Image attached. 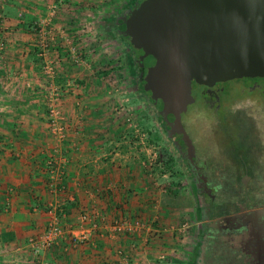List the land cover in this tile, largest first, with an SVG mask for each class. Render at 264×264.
<instances>
[{"label": "crops", "instance_id": "obj_1", "mask_svg": "<svg viewBox=\"0 0 264 264\" xmlns=\"http://www.w3.org/2000/svg\"><path fill=\"white\" fill-rule=\"evenodd\" d=\"M114 5L0 0V264H32L28 239L65 206L61 224L68 231H76L84 211L92 215L86 228L96 227L87 244L66 242L42 252V262L122 264L123 252L127 264H163L157 256L166 249L163 242L170 243L175 221L169 216L177 219V213L168 205L165 185L140 161L144 156L120 151L131 135L122 132L107 104V87L90 65L89 30L104 24V13ZM41 29L53 33L43 35ZM44 42L48 48L42 53ZM46 63L55 68L52 84L61 91L57 110L66 129L61 141L48 124ZM121 217H139L146 227L139 236L118 232L112 224ZM157 228L161 241L149 240Z\"/></svg>", "mask_w": 264, "mask_h": 264}, {"label": "rangeland", "instance_id": "obj_2", "mask_svg": "<svg viewBox=\"0 0 264 264\" xmlns=\"http://www.w3.org/2000/svg\"><path fill=\"white\" fill-rule=\"evenodd\" d=\"M140 1L112 0L117 5L104 13V24L91 25L89 50L93 62L90 65L94 71H98L100 79L107 87V97H109L107 104L110 103L114 117L123 125L122 132L128 136L131 135L120 144V151L129 153L131 150L139 159L144 156L140 161L143 160V165L148 169L151 178L165 185L168 205L175 209L173 212L177 213V219L173 214L169 216L170 220L173 219L177 224L173 223L170 243L163 242L166 249H162L164 253L157 257L163 264H192L200 224L195 189L185 163L163 130L157 111L151 107L143 95L137 82L130 50L119 38L114 27L117 17L131 10ZM1 39L0 35V41ZM1 48L2 44L0 53ZM74 54L78 55L76 49ZM228 87L232 93L225 98V103L228 106L232 104L233 112H225L224 117L227 120L217 123L215 119L217 113L205 108L203 104L202 107L192 104L182 115L185 132L194 145L196 153L208 160L212 158L216 166L223 165L222 159H226L228 150L231 149L229 147L233 145L232 149L243 150L239 159L251 165L249 168H255L258 165L264 167V156L259 159L251 154V151L257 152L261 149L264 155V105L261 100L256 99L257 95H248V93L245 95V92L240 90L241 86L238 82H230ZM193 93L198 96L197 91L194 90ZM240 112L243 113L240 114ZM169 160L171 161L167 169L164 164ZM157 161L160 162L157 163ZM220 175H223L218 178L220 182L224 180L223 177L229 176L228 173ZM252 175L254 178L249 189L264 192V173ZM257 176L260 180L255 182ZM229 179H231L230 176ZM225 191L226 196L230 197L232 194L241 192L242 186L227 182ZM218 196L221 197V194ZM157 229L160 235L155 239L161 241L163 231ZM148 239L153 238L151 239L150 236ZM170 249L174 250L170 251Z\"/></svg>", "mask_w": 264, "mask_h": 264}, {"label": "water", "instance_id": "obj_3", "mask_svg": "<svg viewBox=\"0 0 264 264\" xmlns=\"http://www.w3.org/2000/svg\"><path fill=\"white\" fill-rule=\"evenodd\" d=\"M120 19L122 34L142 51L141 65L152 58L144 91L162 101L165 120L173 114L167 126L182 135L195 167L194 146L181 125L193 103L192 81L213 86L264 77V0H143Z\"/></svg>", "mask_w": 264, "mask_h": 264}, {"label": "flooded vegetation", "instance_id": "obj_4", "mask_svg": "<svg viewBox=\"0 0 264 264\" xmlns=\"http://www.w3.org/2000/svg\"><path fill=\"white\" fill-rule=\"evenodd\" d=\"M142 1L136 3L131 10L136 8ZM131 10L118 16L114 22V27L119 38L124 41L127 49L130 50L137 82L143 88L144 77L147 74L148 65L152 63V58H146L142 66V61L139 60L142 51L134 48L131 39L122 34L125 26L120 17ZM230 82H238L241 86L240 90L245 92V95L246 93L257 95L256 99L261 100L264 105V77L257 76L217 82L213 86H205L192 81L191 98L193 99V106L202 107L203 104L205 108L217 113L215 117L217 123H223L227 120L224 117L225 112H233L231 110L232 104L228 106L225 103V98L232 93V90L228 87ZM194 90L198 92V96L194 95ZM143 95L147 98L151 107L157 111L158 119L167 138L172 141L173 146H175V142L177 143L175 150L185 163L195 189L199 204L200 224L192 264H264V192L249 189V185L254 178L252 174L264 173V167L258 165L255 168H249L251 165L241 162L239 159L243 150L232 149L233 145L229 147L232 150H228L229 153L226 159H222L223 165H220L221 167L214 165L212 158L208 160L199 156L194 147L195 167H193L186 157L187 148L182 140V135L171 132L167 126V122H173V114H169L165 120L160 115L163 109L162 101H154L151 98V93L147 91H144ZM184 113L186 112L181 114L183 129L182 115ZM242 113L240 112V114ZM177 147H180V150ZM251 154L259 157V159L264 156L261 149H258L257 152L253 150ZM227 161L229 162L227 163ZM222 173H228L231 179H229V176L223 177L224 180H227L220 182L218 178L223 176L220 175ZM258 178L259 176L254 181L258 182L260 180ZM227 182L230 184L232 182L233 185L240 184L242 191L232 194L230 197L226 196ZM220 194L221 197L218 196Z\"/></svg>", "mask_w": 264, "mask_h": 264}, {"label": "built area", "instance_id": "obj_5", "mask_svg": "<svg viewBox=\"0 0 264 264\" xmlns=\"http://www.w3.org/2000/svg\"><path fill=\"white\" fill-rule=\"evenodd\" d=\"M54 12L55 7H52ZM41 34L46 35L48 33H53L52 30L41 29ZM50 36V35H49ZM51 37V36H50ZM48 48V45L44 42L42 44V53H44ZM1 64V61H0ZM43 75L46 80L45 90H46V108H47V117L50 132L56 136L60 141L65 137L66 129L63 123V118L59 116V112L57 110L58 102L61 99V91L58 87L52 84L53 80L56 77V70L52 64L46 63L43 68ZM50 170L55 171L56 166L53 165V161L49 162ZM151 165V164H149ZM148 167V166H147ZM149 168V167H148ZM58 185L59 189L63 190V184H61V178L59 179ZM60 190V191H61ZM63 209L58 210L59 212L55 216L48 226L38 235H35L28 239V251L31 257L32 264H47L46 262H42L39 259L42 252L46 250H50L54 247L65 245L66 242L70 245H78V244H87L90 241L92 229L96 226L93 225L91 228H86V224L91 221L92 215L88 214V212H81L79 215V223L78 228L75 232L68 231L62 224L61 218L65 217V214L62 211ZM94 217V216H93ZM113 227L116 231L122 232L124 234H130L132 236H139L140 232L143 231L146 227V224L139 217H132L129 219H125L121 217L116 220L113 224ZM152 230L150 231V233ZM160 231L155 229L153 233L150 234L151 239H155V237H159ZM131 249H135V246H132ZM121 258L123 260L122 264H127L128 256L119 252ZM30 261V260H29Z\"/></svg>", "mask_w": 264, "mask_h": 264}, {"label": "trees", "instance_id": "obj_6", "mask_svg": "<svg viewBox=\"0 0 264 264\" xmlns=\"http://www.w3.org/2000/svg\"><path fill=\"white\" fill-rule=\"evenodd\" d=\"M141 91L144 93L142 86H141ZM170 161H171V160L166 161L165 164H164L165 167H166L167 169H169L168 167H169V165H170ZM159 162H160V161H159ZM159 162L157 161V163H159ZM62 209H63V210H62L63 213L66 215V214L68 213L67 206L63 207Z\"/></svg>", "mask_w": 264, "mask_h": 264}]
</instances>
